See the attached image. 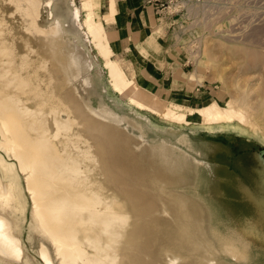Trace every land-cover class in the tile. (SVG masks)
<instances>
[{
  "label": "bare ground",
  "instance_id": "obj_1",
  "mask_svg": "<svg viewBox=\"0 0 264 264\" xmlns=\"http://www.w3.org/2000/svg\"><path fill=\"white\" fill-rule=\"evenodd\" d=\"M114 4L98 18L94 0H69L71 34L54 0H0V264H264L260 153L233 178L248 212L213 223L189 187L210 163L144 136L151 118L212 135L253 128L229 102L185 106L140 85L105 31ZM104 70L100 93L134 118L101 95L93 104ZM176 141L190 146L184 133ZM24 236L38 237L34 256Z\"/></svg>",
  "mask_w": 264,
  "mask_h": 264
},
{
  "label": "rangeland",
  "instance_id": "obj_2",
  "mask_svg": "<svg viewBox=\"0 0 264 264\" xmlns=\"http://www.w3.org/2000/svg\"><path fill=\"white\" fill-rule=\"evenodd\" d=\"M68 1L54 0V12L63 17V23H68V32L75 34L77 28L70 22ZM162 1L166 4L161 8L159 28L164 24L168 26L163 33L164 42L159 31L152 35V42L157 45L155 48L142 42L137 45L139 54L133 51L137 63L132 67L139 84L175 104L200 107L212 101L220 106L229 102L233 109L244 115L253 130L248 128L243 133L228 130L224 134L212 135L203 129L192 131L196 126H190L193 127L191 130L171 128L151 118L152 126L145 125V140L152 144L165 139L190 155L209 162L210 168L199 173L198 182L189 179L192 182L189 187L203 197L213 223L218 218L223 221L230 217L238 219L250 207L241 199L233 178L236 174L246 178L255 154L264 150V0ZM47 10H42L41 23L46 19ZM117 59L125 62L120 56ZM145 60L150 61L142 62ZM156 68H161L157 76L162 78V83L155 81L156 75L153 79L145 73L146 69L156 74ZM127 71L133 74L131 70ZM141 74L148 82L141 78ZM102 80L95 82L93 104H98L101 95L111 108L134 118V113L122 103L117 105L109 100L114 98L109 92L100 93L101 86L108 82L106 71ZM122 133L132 137L139 132L128 128ZM183 133L188 136L190 146L176 141ZM210 174L222 179H213ZM149 188V185L146 188L137 186L136 190L145 194ZM149 198L153 203L159 202L158 196ZM23 238L32 256L31 246L38 244V237L34 236L31 246L26 236Z\"/></svg>",
  "mask_w": 264,
  "mask_h": 264
},
{
  "label": "crops",
  "instance_id": "obj_3",
  "mask_svg": "<svg viewBox=\"0 0 264 264\" xmlns=\"http://www.w3.org/2000/svg\"><path fill=\"white\" fill-rule=\"evenodd\" d=\"M113 2L115 3V13L109 22H104L105 31L114 54L122 57L134 69V64L137 63V60L133 51L138 53L137 45L139 43H148L153 46L152 48H155L157 45L152 42V35L159 31L162 34V42L165 40L163 33H165L168 26L164 24L159 28L160 20L162 19L160 16L163 13L161 9L162 0H113ZM109 3L110 0H94L95 13L98 18L102 17L103 9ZM153 53L155 54V52ZM141 59L143 60L142 57ZM147 61L150 60L142 62L146 63ZM158 61L160 62L159 59ZM145 73L150 78L156 75L155 81L163 82L162 78L158 77L161 73V68H156V74H151L146 69ZM145 77V75L141 74V78L148 82Z\"/></svg>",
  "mask_w": 264,
  "mask_h": 264
},
{
  "label": "water",
  "instance_id": "obj_4",
  "mask_svg": "<svg viewBox=\"0 0 264 264\" xmlns=\"http://www.w3.org/2000/svg\"><path fill=\"white\" fill-rule=\"evenodd\" d=\"M260 155L263 156V158H264V150H262V151L260 152Z\"/></svg>",
  "mask_w": 264,
  "mask_h": 264
},
{
  "label": "built area",
  "instance_id": "obj_5",
  "mask_svg": "<svg viewBox=\"0 0 264 264\" xmlns=\"http://www.w3.org/2000/svg\"><path fill=\"white\" fill-rule=\"evenodd\" d=\"M165 1H166V0H165ZM164 4H166V2H165V3H163V1H162V5H161V6L163 7V6H164Z\"/></svg>",
  "mask_w": 264,
  "mask_h": 264
}]
</instances>
